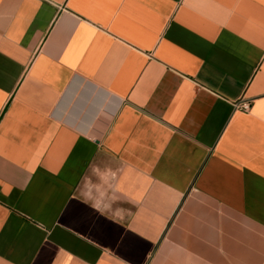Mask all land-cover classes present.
<instances>
[{"label":"crops","instance_id":"crops-1","mask_svg":"<svg viewBox=\"0 0 264 264\" xmlns=\"http://www.w3.org/2000/svg\"><path fill=\"white\" fill-rule=\"evenodd\" d=\"M0 264H264V0H0Z\"/></svg>","mask_w":264,"mask_h":264},{"label":"clouds","instance_id":"clouds-1","mask_svg":"<svg viewBox=\"0 0 264 264\" xmlns=\"http://www.w3.org/2000/svg\"><path fill=\"white\" fill-rule=\"evenodd\" d=\"M124 193L118 169L108 165L91 166L79 185V196L102 213L121 216L127 211L120 207Z\"/></svg>","mask_w":264,"mask_h":264},{"label":"built area","instance_id":"built-area-1","mask_svg":"<svg viewBox=\"0 0 264 264\" xmlns=\"http://www.w3.org/2000/svg\"><path fill=\"white\" fill-rule=\"evenodd\" d=\"M235 109L247 112L250 109V103L240 100L234 104Z\"/></svg>","mask_w":264,"mask_h":264}]
</instances>
